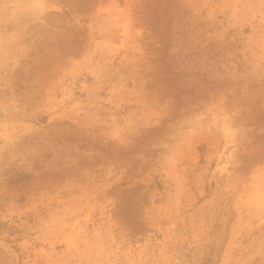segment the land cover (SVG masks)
<instances>
[{"label": "rangeland", "instance_id": "rangeland-1", "mask_svg": "<svg viewBox=\"0 0 264 264\" xmlns=\"http://www.w3.org/2000/svg\"><path fill=\"white\" fill-rule=\"evenodd\" d=\"M0 264H264V0H0Z\"/></svg>", "mask_w": 264, "mask_h": 264}]
</instances>
